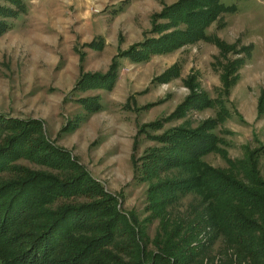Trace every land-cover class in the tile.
I'll return each mask as SVG.
<instances>
[{
    "label": "rangeland",
    "instance_id": "374dc122",
    "mask_svg": "<svg viewBox=\"0 0 264 264\" xmlns=\"http://www.w3.org/2000/svg\"><path fill=\"white\" fill-rule=\"evenodd\" d=\"M13 1L0 0V116L33 123L34 133L24 153L10 164L14 170L2 173L1 181L28 173L70 181L78 172L51 164L43 157L42 144L63 150L105 192L116 197L120 214L143 229L146 237L135 239L140 247L147 246L150 255L160 230L158 221L145 222L150 215L149 190L163 181L187 177L179 169L150 180L142 177L144 158L162 147L156 138L175 127L202 126L216 118L221 104L224 115L211 131L219 140L218 151L201 159L206 166L228 176L229 161L244 160L264 145V102L258 111L264 94V0H224L237 11L221 14L207 29L211 38L226 45L224 54L210 39L152 56L145 63L119 55L147 38H157L150 31L155 22L164 20L156 21V15L178 0ZM114 60L118 78L111 90L96 88L99 82L85 77L104 75ZM234 66L236 72L231 70ZM171 67L180 69L178 77L153 83ZM195 84V91L207 93L217 104L186 115L177 112ZM86 100L96 102L100 110L89 114ZM155 122L158 130L151 128ZM15 132L21 133V129ZM13 133L0 128V146ZM32 145L39 148L26 153ZM257 170L264 180V158ZM96 199L87 193L59 198L49 208L56 211ZM198 203L196 195L189 194L170 213H188ZM205 236L199 235L197 240ZM223 240L216 239L203 251L204 263L226 261ZM114 241L112 252L130 261L123 253L130 246L127 239L116 235Z\"/></svg>",
    "mask_w": 264,
    "mask_h": 264
},
{
    "label": "trees",
    "instance_id": "16d2710c",
    "mask_svg": "<svg viewBox=\"0 0 264 264\" xmlns=\"http://www.w3.org/2000/svg\"><path fill=\"white\" fill-rule=\"evenodd\" d=\"M12 3L18 4V1ZM236 11L235 5H227L224 0H178L156 15V21L164 20L155 22L150 31L158 34L157 38H147L119 56L133 63H145L152 56L167 55L188 44L210 39L224 54L228 51L226 45L211 38L207 29L221 14ZM169 30L172 31L166 34ZM117 65L114 60L104 75L85 77L99 82L96 88L109 91L118 78ZM174 67L155 77L153 83H165L178 77L180 69ZM231 70L236 72L237 69L234 66ZM196 89V84L190 86V94L177 107V112L186 115L217 104L207 93ZM263 99L264 94L260 97L258 111ZM85 106L89 114L101 108L93 100H86ZM219 107L216 118L202 126L175 127L156 138L162 147L144 158L140 173L147 180L173 169L187 176L149 188L150 215L145 222L151 225L158 221L160 230L151 243L155 251L150 255L147 246L140 247L135 239L139 235L146 237L143 229L119 213L116 197L105 192L65 151L42 144L45 159L56 167L69 166L78 174L64 182L55 176L37 173L9 181H1L0 177V264H219L213 259L204 263L202 256L219 238L224 239L222 254L226 261L223 264H264V180L257 170L260 159L264 158V145L244 160L229 161L228 176L206 166L201 159L218 151L219 140L211 131L224 115V107L221 104ZM32 124L0 116V128L14 132L13 138L0 146V176L14 170L10 164L32 141ZM157 125L155 122L151 128L158 130ZM19 129L21 133L15 132ZM37 147L32 145V149L25 152H34ZM86 193L97 199L85 205L63 206L56 211L49 208L59 198ZM192 193L199 199L197 206L185 214L170 213L182 198ZM202 234L205 238L198 241ZM116 235L125 237L130 245L125 247L128 252H123L131 259L128 262L112 252Z\"/></svg>",
    "mask_w": 264,
    "mask_h": 264
}]
</instances>
